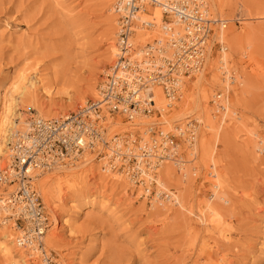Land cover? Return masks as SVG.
Masks as SVG:
<instances>
[{"label": "rangeland", "instance_id": "obj_1", "mask_svg": "<svg viewBox=\"0 0 264 264\" xmlns=\"http://www.w3.org/2000/svg\"><path fill=\"white\" fill-rule=\"evenodd\" d=\"M116 1L0 0V131L12 111L15 123L24 127L33 116L58 119L98 98L114 61L108 55L116 45ZM206 1L215 18L229 21L227 66L219 72L222 53L215 41L200 100L195 77L166 116L156 108L158 113L146 118L173 133L196 120L192 149L179 141L185 163L179 169L172 162L165 165L171 166L173 180L163 177L162 168L157 183L148 186L123 174V183L115 182L93 161L62 176L81 182L79 192L65 188L62 198L53 188L41 192L38 183L49 219L45 247L59 264H264V0H216V10ZM227 69L235 76L225 79ZM198 100L200 110L181 121ZM146 125L137 132L143 135ZM4 153L0 168L8 147ZM147 187L157 195L150 197ZM5 190L11 189L0 187V194ZM161 194L171 200H159ZM14 229L0 226V264H43L16 248Z\"/></svg>", "mask_w": 264, "mask_h": 264}, {"label": "built area", "instance_id": "obj_2", "mask_svg": "<svg viewBox=\"0 0 264 264\" xmlns=\"http://www.w3.org/2000/svg\"><path fill=\"white\" fill-rule=\"evenodd\" d=\"M147 7H158L165 22L175 27L163 44L153 42L137 53L132 43L135 27ZM114 10L119 19L117 52L104 74L101 99L87 101L58 119L33 116L25 130L12 132L8 160L0 168V187L11 189L0 194V218L18 231L17 245L43 264L59 263L44 243L49 219L35 184L40 175L92 155L104 172L126 174L135 184L149 186L152 183H146L147 176L157 173L165 161L177 167L185 163L179 151L180 139L185 135L191 142L195 139L196 120H189L178 134L159 126L157 130L149 128L144 137L126 132L110 138L108 116L122 115L128 122L140 114L152 116L156 112L150 92L153 86L161 87L167 100L175 102L182 79L193 78L202 69L209 42L221 22L211 15L206 0H118ZM224 23L226 28L228 22ZM153 25L142 23L147 30ZM235 74L232 71L223 77ZM221 105H217L219 109ZM147 191L150 197L157 195L154 189L150 192L147 187ZM158 197L171 200L168 194Z\"/></svg>", "mask_w": 264, "mask_h": 264}, {"label": "bare ground", "instance_id": "obj_3", "mask_svg": "<svg viewBox=\"0 0 264 264\" xmlns=\"http://www.w3.org/2000/svg\"><path fill=\"white\" fill-rule=\"evenodd\" d=\"M111 1V0H110ZM207 3V1H206ZM211 9H218V4H217V1L216 0H211ZM208 4V3H207ZM209 7V5H208ZM246 8V7H245ZM149 9H153L154 12L152 14V16H149L146 14V12L149 10ZM247 9V8H246ZM209 11H210V8H209ZM114 13H115V10H114ZM211 15L213 16L212 12L210 11ZM116 14V13H115ZM117 15V14H116ZM162 15V16H161ZM118 17V16H117ZM163 17V19H162ZM214 17V16H213ZM264 17V16H263ZM215 18V17H214ZM242 18V17H241ZM241 18H238V20H242ZM110 19V18H109ZM112 19V18H111ZM216 19H218L221 24H219V27H217L214 31V34L212 35V38L209 42V46H208V51H207V55H206V59H205V62H204V65L202 67V69L197 73V75H195L193 78H183L182 79V83H181V91L179 92L178 94V97H177V101L179 100L180 97H184L185 96V90L187 89V87L191 86V83L192 81L196 78L195 82L193 83V86L196 88L195 89V94H196V97L197 99L200 100L201 98V84L203 83V79H204V76H205V72L206 71H203L204 69V66L206 64V66L208 65H212L211 62H212V59L214 60L215 57L214 56V53H213V48L216 46V43L215 41H218L219 45H222L220 46V52L222 53L221 54V59H220V65L218 63V68L219 69V72L221 73L222 69H224L223 65L224 66H227V62L225 61L226 60V56L224 55L227 51V46H226V41H225V26H224V22H229L228 20H224L222 18H219V17H216ZM263 19V18H262ZM164 20V15L162 13V11L158 8V7H147L146 8V11L144 13H142L140 15V18H139V22L138 24L136 25V33L134 35V39H133V42L134 43V48L136 49L137 53H140V52H143V50L145 49V47L149 44H152L153 42H156L158 41V43L160 44H163L164 41H165V38L166 36L168 35V31H171V29L173 27H175L174 25H168V23L165 22ZM143 22H151L153 25L152 29L151 30H147L145 29L143 26H142V23ZM117 25V30H116V34H115V37H116V42H117V32H118V27H119V19H118V23L116 24ZM228 25V23H227ZM112 26V25H111ZM156 26V27H155ZM227 27V26H226ZM158 31L157 34H154L153 31ZM156 35V36H155ZM108 36H110V34H108ZM110 44V43H109ZM113 45V43H112ZM109 46V45H108ZM111 46V45H110ZM115 51H111L109 52L110 55H108V59L111 57H113L114 55V58H115V55H116V52H117V46L115 45ZM112 49V48H111ZM109 50V49H108ZM113 50V49H112ZM108 52V51H107ZM112 52H115V54H113ZM112 53V54H111ZM113 58V60H114ZM109 59V60H110ZM228 60V59H227ZM113 63V62H112ZM213 67V66H212ZM225 72V71H224ZM223 72V73H224ZM106 73V72H105ZM228 74H230V70L227 69V72ZM207 76V75H206ZM23 77V76H22ZM25 77V76H24ZM232 79V78H231ZM205 80V79H204ZM188 82V83H187ZM189 85V86H187ZM230 86V85H229ZM101 87V86H100ZM94 90V89H93ZM94 92V91H93ZM96 92V91H95ZM94 92V93H95ZM150 92L152 93V99L154 101V108L156 110V112L158 113V110L156 108H158L161 112H162V115L166 116V109H170L171 107L174 106V103H176L177 101L175 100V102L171 103L169 100H167L166 96H165V93L163 91V89L159 86H153V88L150 90ZM193 92V91H191ZM100 91H99V95H98V98L95 99L96 101L100 100L101 99V95H100ZM194 94V95H195ZM164 95V96H163ZM95 96V95H94ZM83 97V96H82ZM186 97V96H185ZM85 100V99H84ZM84 100L82 102H84ZM191 100V99H190ZM198 100V104H197V107L194 109L193 113H189V114H182V119L181 121L183 120H187L191 117V115H195L197 113L198 110H200V106H201V102ZM183 104L184 101H182ZM187 105V104H185ZM227 109V108H226ZM225 109V110H226ZM16 111H20V109H16ZM14 111H12V116L9 117L6 121L3 122V127H4V130L2 129L0 131V155H2L4 153V149L6 151V148L8 147V141L9 139L11 138V134L13 131L15 130H25L26 127H27V124L28 122H24L25 126L24 127H21L19 126L18 123H15V114L13 113ZM155 112V113H156ZM44 118H48L49 116H47V114L45 113H41ZM49 115V114H48ZM154 115V114H153ZM152 115V116H153ZM108 116V114H107ZM152 116L150 115H144V114H140L138 115L133 121H130V122H127L125 121V118L122 116V115H116V116H113L112 118L110 116H108L109 118V129H108V133L110 134V138H112L114 136V130L115 128H121V127H124V128H130L127 132H137V130H142V124H148L144 127V133L149 129V128H154L155 130H157L158 128L156 127L157 125L162 127L163 123H159L156 125V121H148L146 118H151ZM20 118H22V114L19 115ZM46 120H49V119H46ZM168 121V120H167ZM12 122V124H11ZM118 122V123H117ZM152 122V123H151ZM20 123V122H19ZM150 123V124H149ZM166 123V122H165ZM190 123V122H189ZM197 123V122H196ZM21 124V123H20ZM23 124V123H22ZM198 124V123H197ZM17 127H20V128H17ZM10 128V129H9ZM7 130H9L7 132ZM179 130H182L184 131L185 128H178L177 130H175V132L178 134L179 133ZM195 139H194V142H191V140L186 136H184V139L182 140V142L184 143L185 146H187L188 149H192V147L194 146V143L196 142V135H197V126H195ZM7 132V135H6V138L5 139V133ZM126 133V132H124ZM138 133V132H137ZM144 133H143V137H144ZM181 142V141H180ZM186 142V143H185ZM4 143V145H3ZM182 145L179 144V147H181ZM181 154V153H180ZM5 155V153L3 154ZM182 155V154H181ZM88 159H92V161L88 160ZM93 161L96 162V159L94 156L92 155H88L85 157L84 160L78 162L79 164H73V165H70L68 167H64V168H60V169H55L51 172H48V173H45L42 175V177H46L43 181L40 182V177H38L36 180H35V184H36V188H38V183H39V188L41 190V192H45L48 193L49 190L51 188H53L54 192L56 193V196H60V198H62V193H63V190L66 188L68 191V193H72V192H79L81 189V182H74V183H71L69 179L65 180L64 181V178L62 177L64 174H68V175H73L75 174V172H79L81 171L83 168H86L88 166H90ZM171 163L170 160L168 161H165L164 163H162L159 167V169L157 170V173L156 171L154 173H151L149 174L147 177L148 179H146L147 181L146 182H152V181H155V183H157V180L158 179V173L159 171L163 168V177L165 179H167L168 181H172L174 176L172 175V170H171V166L168 165L166 167H164L165 165ZM173 163V162H172ZM175 164V163H174ZM177 166V165H176ZM70 167V168H69ZM75 168V169H74ZM64 169V170H63ZM73 169V170H71ZM101 169H102V172L103 173H106L103 171V168L101 166ZM178 169H179V166H178ZM62 170V171H61ZM71 170L69 173H66V171H69ZM51 174H53V177L51 178ZM106 174H109L111 175L112 177V180H114L115 182H119V183H123V176L121 177V174L122 173H118V172H111V173H106ZM155 174V176H153ZM49 175V176H48ZM119 175V176H117ZM124 175V174H123ZM147 175V173H146ZM125 176L127 177V175L125 174ZM54 177L56 179H54ZM157 177V178H156ZM73 178V177H72ZM127 179H129L131 181V179L129 177H127ZM74 180V179H73ZM132 182V181H131ZM160 184V187H164V185L161 183V182H158ZM144 185V184H142ZM149 188V187H148ZM147 189V188H145ZM38 190V189H37ZM147 191V190H146ZM39 192V191H38ZM74 194V193H73ZM79 195V193H76ZM77 197V196H76ZM93 201V200H92ZM88 203V201H87ZM0 226H3V227H10L12 229H14V226H11V225H8V224H4V220H2L0 218ZM15 230V229H14ZM48 231V230H47ZM46 231V233H47ZM18 236V234H17ZM17 236H16V239H17ZM46 236V234H45ZM7 240H8V236L5 235L4 236ZM15 238V237H14ZM14 240L16 241V248H18L19 250H22L24 251V253L26 254V252L28 253L29 257L31 259H36L35 257H33V253L32 252H29L27 249H24L22 247H19L17 245V240ZM45 239V237H44ZM8 241H11V240H8ZM12 244V243H11ZM15 244V242H14ZM2 252L5 254V255H8L7 253V250H6V247L5 246H2L1 248ZM47 250V249H46ZM11 254V253H10ZM13 255V254H12ZM27 255V254H26ZM35 260V261H36ZM39 260V259H38ZM42 263H44L42 261Z\"/></svg>", "mask_w": 264, "mask_h": 264}]
</instances>
